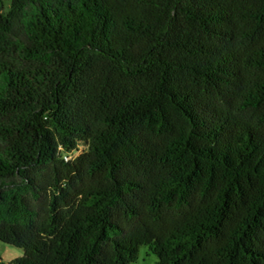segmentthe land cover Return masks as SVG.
Here are the masks:
<instances>
[{
	"label": "trees",
	"instance_id": "obj_1",
	"mask_svg": "<svg viewBox=\"0 0 264 264\" xmlns=\"http://www.w3.org/2000/svg\"><path fill=\"white\" fill-rule=\"evenodd\" d=\"M0 264H264V0H10Z\"/></svg>",
	"mask_w": 264,
	"mask_h": 264
},
{
	"label": "rangeland",
	"instance_id": "obj_2",
	"mask_svg": "<svg viewBox=\"0 0 264 264\" xmlns=\"http://www.w3.org/2000/svg\"><path fill=\"white\" fill-rule=\"evenodd\" d=\"M10 0H0V12H6L9 8ZM23 256V249L5 244L0 241V259L4 262ZM157 258L150 253L145 246H141L138 250V256L135 262L131 264H155Z\"/></svg>",
	"mask_w": 264,
	"mask_h": 264
}]
</instances>
